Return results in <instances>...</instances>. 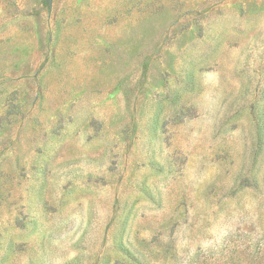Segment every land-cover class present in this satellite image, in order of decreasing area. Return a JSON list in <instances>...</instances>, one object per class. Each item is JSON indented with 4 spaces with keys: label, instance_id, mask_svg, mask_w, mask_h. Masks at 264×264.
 Listing matches in <instances>:
<instances>
[{
    "label": "rangeland",
    "instance_id": "rangeland-1",
    "mask_svg": "<svg viewBox=\"0 0 264 264\" xmlns=\"http://www.w3.org/2000/svg\"><path fill=\"white\" fill-rule=\"evenodd\" d=\"M0 264H264V0H0Z\"/></svg>",
    "mask_w": 264,
    "mask_h": 264
}]
</instances>
